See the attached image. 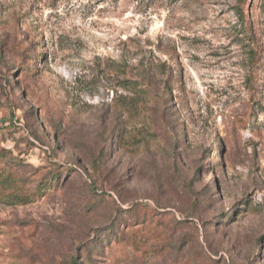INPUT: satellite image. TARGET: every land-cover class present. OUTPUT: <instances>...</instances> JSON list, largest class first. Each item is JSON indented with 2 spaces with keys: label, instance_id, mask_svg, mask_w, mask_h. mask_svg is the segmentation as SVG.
Listing matches in <instances>:
<instances>
[{
  "label": "rangeland",
  "instance_id": "1",
  "mask_svg": "<svg viewBox=\"0 0 264 264\" xmlns=\"http://www.w3.org/2000/svg\"><path fill=\"white\" fill-rule=\"evenodd\" d=\"M0 264H264V0H0Z\"/></svg>",
  "mask_w": 264,
  "mask_h": 264
}]
</instances>
